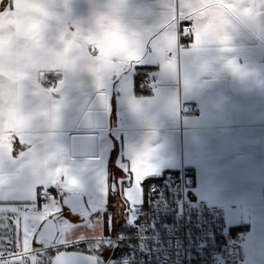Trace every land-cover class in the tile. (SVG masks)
<instances>
[{
  "label": "crops",
  "instance_id": "obj_1",
  "mask_svg": "<svg viewBox=\"0 0 264 264\" xmlns=\"http://www.w3.org/2000/svg\"><path fill=\"white\" fill-rule=\"evenodd\" d=\"M27 2L0 0V20L18 16ZM210 2L124 0L134 41L121 50L108 41L90 39L88 0H75L71 9L75 27L72 31L63 29L62 35L56 34L60 30L53 29L48 47L55 49L70 37L79 53L77 71L70 76L58 57L41 55L33 59L21 102L30 103L36 111L64 109L55 129L56 148L79 170L89 208L105 206L106 211L116 213L112 230H106L104 235L113 234L123 224L129 214L127 206L131 205L123 201L122 195L111 191L105 197L99 190L95 170L99 168L109 178L113 168L115 177L120 176L131 150L140 151L148 146L155 149L150 161L154 170L142 181L139 202L132 209L143 203L145 180L183 166L193 168L198 172L199 196L237 214L235 227H242L244 233L245 264H264V90L241 86L224 76L209 78L195 88H187V81L183 82L188 58L202 39V14ZM185 19L191 21L195 33L189 44L180 48L178 26ZM161 30L174 47L175 73L166 70L152 55L128 69L149 33ZM168 55L171 59L172 54ZM233 55L245 64L264 69V41L242 33ZM138 67H150L149 78L156 81L151 95L144 98L135 95ZM103 84L108 101V128L103 132L79 130L81 118ZM111 106L115 109L113 117ZM96 132L97 156H92L89 140L78 139L73 144V136ZM48 135L42 116L36 121H25L12 115L5 117L0 108V139L19 136L26 148H36V141L47 143ZM69 217L77 219L71 214Z\"/></svg>",
  "mask_w": 264,
  "mask_h": 264
},
{
  "label": "clouds",
  "instance_id": "obj_2",
  "mask_svg": "<svg viewBox=\"0 0 264 264\" xmlns=\"http://www.w3.org/2000/svg\"><path fill=\"white\" fill-rule=\"evenodd\" d=\"M74 7L75 0H28L18 16L0 20V96L3 97L0 108L5 117L12 115L25 121L43 117L49 135L47 143L36 141L41 171L45 166H58L60 150L56 148L55 129L64 109L36 111L30 103L21 102L27 70L33 59L49 55L58 57L70 76L77 71L79 53L70 37L67 43L59 42L55 49L48 47L53 29L60 30L56 34L62 35L63 29L72 31L75 27L71 11ZM87 9L90 39L108 41L121 50L134 41L124 0H88ZM242 33L264 41V0H211L205 5L202 39L183 70V82L187 81L184 86L195 88L209 78L224 76L241 86L264 90V69L245 64L233 55L236 40Z\"/></svg>",
  "mask_w": 264,
  "mask_h": 264
},
{
  "label": "snow or ice",
  "instance_id": "obj_3",
  "mask_svg": "<svg viewBox=\"0 0 264 264\" xmlns=\"http://www.w3.org/2000/svg\"><path fill=\"white\" fill-rule=\"evenodd\" d=\"M190 23L188 19L181 21V38L187 35L185 30ZM149 55L175 73L174 47L162 30L149 33L128 69ZM105 89L103 84L98 92L106 101ZM154 151L148 146L140 151L132 149L122 175L111 184L97 168L99 190L107 197L111 189L134 208L142 181L154 170L150 162ZM58 155V166H45L41 171L34 146L26 148L19 136L0 139V264H77L80 255L67 249L87 235H98V222L87 219L89 212L83 205L79 170L69 164L62 150ZM96 210L92 208L93 212ZM69 213L77 219H70ZM82 228L87 232L82 233Z\"/></svg>",
  "mask_w": 264,
  "mask_h": 264
},
{
  "label": "built area",
  "instance_id": "obj_4",
  "mask_svg": "<svg viewBox=\"0 0 264 264\" xmlns=\"http://www.w3.org/2000/svg\"><path fill=\"white\" fill-rule=\"evenodd\" d=\"M180 29L181 22L182 48L195 28L190 23L182 38ZM155 83L149 78L144 86ZM197 186L193 168L166 171L144 190L143 203L129 212L122 230L85 238L67 250L82 247L98 264H245L243 231L227 228L224 209L200 197Z\"/></svg>",
  "mask_w": 264,
  "mask_h": 264
},
{
  "label": "water",
  "instance_id": "obj_5",
  "mask_svg": "<svg viewBox=\"0 0 264 264\" xmlns=\"http://www.w3.org/2000/svg\"><path fill=\"white\" fill-rule=\"evenodd\" d=\"M107 96V94L105 93ZM114 111L112 110L111 116L113 117ZM108 128V101L104 100L100 93H97L92 101L90 102L87 110L85 111L83 117L81 118L79 124H78V129L79 130H92L96 129L97 132H103ZM95 134H82V135H75L73 136V144H75V141L78 139H87L91 142L89 148L90 152L94 153L92 156H97V148H96V139L98 138V133ZM115 180V173L113 168L110 170L109 174V181L110 184L111 182H114ZM111 191V189H110ZM112 192V191H111ZM113 193V192H112ZM83 195V205L84 208L89 212V219L90 217L93 216L92 210L89 208L85 195ZM69 252H76L80 255V258L77 262V264H98V262L95 259H89V257L94 258L88 253H85L83 251H77V250H71Z\"/></svg>",
  "mask_w": 264,
  "mask_h": 264
},
{
  "label": "rangeland",
  "instance_id": "obj_6",
  "mask_svg": "<svg viewBox=\"0 0 264 264\" xmlns=\"http://www.w3.org/2000/svg\"><path fill=\"white\" fill-rule=\"evenodd\" d=\"M93 208V207H92ZM105 206H100L97 208V210L94 212L95 215L90 217L88 220H90L92 223H97L98 222V235H87L86 238H93V237H100L103 236L105 231L108 229L113 228V225L116 222V213L115 212H108L105 209ZM132 206H127V212H131L133 209ZM105 209V210H104ZM225 210V217H226V226L227 228H234L236 226V221L235 218L237 217V214L234 212L233 209L226 208ZM237 210V209H236ZM101 211V212H100ZM100 212V213H98ZM70 219H75L71 218ZM82 233H86L87 229H81Z\"/></svg>",
  "mask_w": 264,
  "mask_h": 264
},
{
  "label": "trees",
  "instance_id": "obj_7",
  "mask_svg": "<svg viewBox=\"0 0 264 264\" xmlns=\"http://www.w3.org/2000/svg\"><path fill=\"white\" fill-rule=\"evenodd\" d=\"M151 72V68L150 67H138L136 69V74H135V95L137 98H144L146 96L151 95L152 90L149 87L144 86V83L149 79L150 77V73ZM111 111L113 110L115 113V109H113V106L110 107ZM158 178H149L147 180H145L144 182V189L148 188V186L157 181ZM124 228V225L121 224L119 225L117 231H120ZM232 231H237V230H241L242 227L238 226V227H234L231 228ZM116 231V232H117ZM105 235H108V233H106ZM75 250L78 251H84V249L82 247H76L74 248Z\"/></svg>",
  "mask_w": 264,
  "mask_h": 264
},
{
  "label": "flooded vegetation",
  "instance_id": "obj_8",
  "mask_svg": "<svg viewBox=\"0 0 264 264\" xmlns=\"http://www.w3.org/2000/svg\"><path fill=\"white\" fill-rule=\"evenodd\" d=\"M69 214H71V213H69Z\"/></svg>",
  "mask_w": 264,
  "mask_h": 264
}]
</instances>
